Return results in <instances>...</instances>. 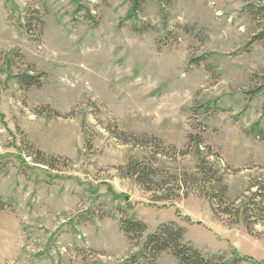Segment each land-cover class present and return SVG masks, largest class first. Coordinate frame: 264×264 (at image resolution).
<instances>
[{
    "label": "rangeland",
    "instance_id": "obj_1",
    "mask_svg": "<svg viewBox=\"0 0 264 264\" xmlns=\"http://www.w3.org/2000/svg\"><path fill=\"white\" fill-rule=\"evenodd\" d=\"M130 8L0 0V264H178L168 253L132 263L169 222L205 257L264 264V223L249 232L195 191L152 202L118 171L154 156L170 174L193 173L195 149L179 150L201 134L238 206L264 183V0H152L129 18ZM20 74L40 87L22 89ZM112 132L156 137L164 152ZM36 150L59 157L56 168L34 163ZM129 218L147 227L138 241L120 230Z\"/></svg>",
    "mask_w": 264,
    "mask_h": 264
},
{
    "label": "trees",
    "instance_id": "obj_2",
    "mask_svg": "<svg viewBox=\"0 0 264 264\" xmlns=\"http://www.w3.org/2000/svg\"><path fill=\"white\" fill-rule=\"evenodd\" d=\"M129 1L131 8L128 17L131 18L137 12H141L143 7L152 0ZM155 1L164 7L171 4V0ZM249 12L253 13V10ZM259 12L264 13V8L259 9ZM16 79L22 89L40 87L38 77L20 74L16 76ZM112 135L123 145H132L139 148L153 146L158 153L164 152L161 141L153 136H136L125 132H112ZM203 144L201 134H190L186 150H179V154L184 155L191 147L195 149L198 162L193 173L189 174L184 169L181 172L176 171L170 174L163 170L165 168L154 166L157 160L153 156L154 163H150L146 158L141 161L131 159L126 165L118 168L119 175L124 179L133 180L145 192L152 194V202H175L183 196V194H179L180 190L195 191L199 196L208 200L213 209L217 210L218 215L230 216L235 223L242 218L246 229L249 232L252 231L257 223H264V183L255 182L250 187V191L252 189H255V191L246 196L244 202L241 201V205L238 206V200L231 198L229 188L224 184V177L229 171L225 166L215 163L212 159L210 160L212 157L211 150L207 146L205 147L207 155L204 156L202 152ZM172 150L176 152L175 147H172ZM34 154V163L51 169H55L60 160L59 157H48L39 150H36ZM146 229L147 227L143 222L133 218L123 219L120 222V230L129 241H138L146 232ZM185 233V229L175 222L160 224L156 231L147 236L141 251L132 257V263H154L164 253L171 255L178 264H239L246 260L234 253L233 258L228 260L223 255L205 257L200 250L185 241Z\"/></svg>",
    "mask_w": 264,
    "mask_h": 264
}]
</instances>
